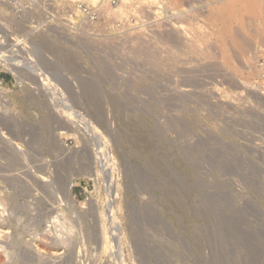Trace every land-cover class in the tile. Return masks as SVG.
<instances>
[{"label":"rangeland","instance_id":"obj_1","mask_svg":"<svg viewBox=\"0 0 264 264\" xmlns=\"http://www.w3.org/2000/svg\"><path fill=\"white\" fill-rule=\"evenodd\" d=\"M118 1L80 0L95 20L77 36L16 33L0 48L28 35L51 84L0 64V264H264V107L209 57L218 20H194L199 56L164 37L192 22L151 0L117 17ZM229 49L243 79L264 65Z\"/></svg>","mask_w":264,"mask_h":264},{"label":"bare ground","instance_id":"obj_2","mask_svg":"<svg viewBox=\"0 0 264 264\" xmlns=\"http://www.w3.org/2000/svg\"><path fill=\"white\" fill-rule=\"evenodd\" d=\"M80 1V0H79ZM127 0H119L118 1V5L115 7V8H111V11L112 14H114L115 16H121V15H124L127 13V8L128 7V3H126ZM144 1V0H142ZM150 1V0H149ZM182 1L184 0H151L150 3H155L156 5H154L153 8H156V6L158 5L159 7H157L158 10L160 11H167L166 13L168 14V12L170 13V15H172V17H176L178 20L179 18L178 17H182L181 19H186L187 21H190L192 22L191 25H189L188 29L186 28H180L177 26V29L175 27H173L172 29L175 28L176 31H173V33H171L170 31V34L168 33V35L164 36V37H167L168 40L166 41L167 38L163 39L162 41V44L164 42V40L166 42L169 43V41L172 39V38H175L176 40H180V42H177L178 44L180 43H183V47L185 46L186 48H188L189 50H191L190 52H194L197 53V55H201L202 52H198L199 48L198 46L200 45V40L202 41L203 39L199 37V34H197L199 31H200V23L198 26V24H195L194 20L198 17H205L207 20H210L213 22V20H218L216 24H218L217 26L218 27H215L216 24H215V28L214 30L211 32V34L209 35H212V38H213V45H215V53H210L208 51V55L209 57L213 54H215L216 56L214 57H217L218 59H220V62L222 63V69L224 68L225 69V72H224V77H222L225 81H227L230 86L234 87V88H238L239 87V91H240V88L242 89V87L244 88L245 91H249L250 89V99H251V103H253V106L254 105H258V106H263L264 107V65L261 66V67H251V65H249V74H247V70L245 71L246 72V75L247 78L250 77V81L249 79L247 80L246 79H243L242 75V71L244 72V69H241L239 66V63H238V66L234 65L232 63V58L231 56V53L230 51H228V46L230 47L231 51H233V53L235 54V56H237L239 59H241L243 62L242 64H244V62L246 63V59L248 57L251 56L252 59H256L253 58V56H261L263 55L264 56V0H188V3L187 1L185 0V2L187 3V9H183V4H186L185 2L182 3ZM146 2V0L144 1V3ZM197 3L198 4H201V6H197L195 5ZM143 4V3H142ZM144 5V4H143ZM142 5V6H143ZM99 6V5H98ZM103 6V5H102ZM141 6V5H140ZM139 6V8H140ZM141 6V11L143 9L144 11V8H142ZM149 6V5H148ZM151 6V5H150ZM149 6V7H150ZM186 6V5H185ZM111 7V6H110ZM138 7V6H136ZM145 7V6H143ZM148 7V8H149ZM97 8V7H96ZM108 8V7H107ZM107 8H105V10H107ZM138 8V10H139ZM146 8V7H145ZM147 8V9H148ZM219 8V9H218ZM101 9V8H100ZM130 9V8H129ZM146 9V13H148L149 11ZM151 9V7H150ZM224 11L226 12V14L223 12L222 14H219L220 17L217 16V11ZM110 10V9H109ZM132 10V9H131ZM153 10V9H152ZM156 10V9H154ZM153 10V11H154ZM157 10V11H158ZM97 11V10H96ZM140 11V10H139ZM141 12V13H145L144 12ZM218 11V12H219ZM235 11V13L237 12L239 14V17H236L234 18V16L232 15V13ZM129 12V11H128ZM155 12V11H154ZM108 13V12H107ZM135 13V12H134ZM165 13V12H164ZM165 13V14H166ZM111 14V13H110ZM128 15V14H126ZM144 15V14H143ZM142 15V16H143ZM147 15V14H146ZM145 15V17H146ZM151 15H153L151 13ZM114 16V17H115ZM150 16V15H148ZM154 16V15H153ZM237 16V14H236ZM144 17V16H143ZM144 17V18H145ZM169 17V18H167ZM166 19H171L170 16H167ZM153 18V17H152ZM156 18V16H155ZM165 18V17H164ZM121 19V18H120ZM143 19V18H142ZM148 19V18H146ZM199 19V18H198ZM157 20V19H156ZM162 20V19H161ZM160 20V21H161ZM174 21V18L172 19ZM200 20V19H199ZM164 21V20H163ZM169 21V20H168ZM158 23H160L158 20H157ZM156 22V23H157ZM250 22L252 24H256L257 25V28H256V31H253L255 32V36H254V39H253V35L250 34V30L247 29V25L249 24L250 26ZM176 23H180L179 22H176ZM215 23V22H213ZM153 24V23H152ZM167 24V23H166ZM174 24V23H173ZM206 23H204L205 25ZM208 24V23H207ZM206 24V25H207ZM170 25V24H169ZM165 26V25H164ZM173 25L171 24V26H169L170 28L172 27ZM183 26V25H182ZM255 27V26H254ZM208 28V27H207ZM250 28V27H249ZM158 29V28H156ZM155 29V30H156ZM183 29V30H182ZM203 29V28H201ZM210 29V28H209ZM208 29V30H209ZM252 29V28H251ZM161 30V29H160ZM167 30V29H166ZM170 30V29H169ZM168 30V31H169ZM86 32V31H85ZM157 32V31H156ZM166 32V31H163V33ZM200 32L203 33V31L201 30ZM199 32V33H200ZM142 33V32H141ZM209 33V32H208ZM144 34V33H143ZM157 34V33H156ZM166 34V33H165ZM141 35V34H140ZM155 35V34H154ZM204 35V33H203ZM252 35V38H250V36ZM143 36V35H142ZM205 36V35H204ZM151 37V36H150ZM203 37V36H201ZM206 37V36H205ZM208 37V36H207ZM137 38V37H136ZM160 38V37H159ZM158 38V39H159ZM163 37H161L162 39ZM210 38V37H208ZM138 39V38H137ZM140 39V38H139ZM143 39V38H141ZM149 39V38H148ZM153 39V37H152ZM155 39V38H154ZM160 39V40H161ZM211 39V38H210ZM144 40V39H143ZM156 40H157V37H156ZM160 40L158 41L157 40V43L159 42L160 43ZM227 40V47L226 45H224L223 41L226 42ZM140 41V40H138ZM150 41V40H149ZM144 42V41H143ZM153 42V41H151ZM171 42V41H170ZM172 42H174V44L176 43L174 40H172ZM203 42V41H202ZM142 43V42H141ZM150 43V42H149ZM156 43V42H154ZM167 43V44H168ZM204 43V42H203ZM148 44V43H147ZM161 44V43H160ZM173 44V45H174ZM177 46H182V45H178ZM149 45V44H148ZM156 45V44H155ZM165 45V43H164ZM171 45V44H170ZM202 45V44H201ZM152 46V45H151ZM154 46V45H153ZM162 47V45H159V47ZM176 46V47H177ZM164 47V46H163ZM181 47V48H183ZM144 48V47H143ZM198 48V50H196ZM185 49V48H184ZM187 49V50H188ZM201 49V48H200ZM229 49V50H230ZM144 50V49H143ZM179 50V48L177 49ZM214 50V49H213ZM197 51V52H196ZM202 51V50H201ZM204 51V50H203ZM149 52V51H148ZM182 52V51H181ZM177 53V52H176ZM174 53L175 55L178 56V54L180 55L181 53ZM184 53V51L182 52ZM186 53V52H185ZM193 53V54H195ZM204 53V52H203ZM207 53V52H206ZM150 54V53H149ZM152 54V53H151ZM173 54V55H174ZM205 55V54H204ZM207 55V54H206ZM175 56V57H177ZM203 56V55H201ZM4 57V56H3ZM153 57V56H152ZM208 57V56H206ZM174 58V56H173ZM179 58V57H178ZM200 58V57H199ZM205 58V57H204ZM233 58H234V55H233ZM237 58V59H238ZM151 59V58H150ZM203 59V57H202ZM206 59V58H205ZM212 59V58H211ZM216 59V58H215ZM238 59V60H239ZM237 60V61H238ZM249 60V59H248ZM6 61V60H5ZM175 61V60H174ZM264 61V60H263ZM4 62V61H2ZM9 62V61H8ZM248 62V61H247ZM249 62H252L249 60ZM154 63V62H153ZM253 63V62H252ZM255 63V62H254ZM5 64V63H4ZM7 64V62H6ZM236 64V62H235ZM241 64V63H240ZM248 64V63H247ZM251 64V63H250ZM257 64V63H256ZM178 65V64H177ZM6 66H9L10 67V71H16V66L17 64H8ZM243 66V65H242ZM259 66V65H258ZM219 67V68H220ZM248 68V67H247ZM9 69V68H8ZM41 69L40 68H37V67H34V68H29L28 72H29V75H33V77L39 81L37 84L38 86L42 85V86H48L47 89L50 88L51 84L48 82V78L46 76H44V72L41 73L39 72ZM221 71V70H220ZM14 73V72H13ZM16 74V73H15ZM14 74V75H15ZM245 75V76H246ZM221 78V79H222ZM50 80V79H49ZM223 80V81H224ZM226 83V82H225ZM50 84V86H49ZM225 85V84H224ZM185 86V84H184ZM212 86V85H211ZM223 86V85H222ZM228 86V84H227ZM193 87V86H192ZM230 88L231 90L234 89V88ZM41 88V87H40ZM45 88V87H44ZM44 88H42L44 90ZM216 88V87H215ZM46 89V90H47ZM53 85H52V88H51V95H53ZM180 89V88H178ZM45 90V91H46ZM228 90V89H227ZM230 90V91H231ZM50 91V90H48ZM47 91V92H48ZM222 91V90H221ZM209 92V90H208ZM216 92V91H215ZM225 92V91H224ZM223 92V93H224ZM232 92V91H231ZM237 92V91H236ZM182 93V92H181ZM180 93V94H181ZM191 93V92H190ZM227 93V92H226ZM230 93V92H229ZM241 93V92H240ZM244 93V92H243ZM188 94V93H187ZM225 94V93H224ZM223 94V95H224ZM227 95V94H226ZM229 95V94H228ZM231 95V93H230ZM232 95H235V93ZM231 95V96H232ZM179 96V94H178ZM182 96V95H181ZM238 96V95H237ZM236 96V97H237ZM189 97V96H188ZM233 97V96H232ZM231 97V98H232ZM235 97V98H236ZM239 97V96H238ZM186 98V97H184ZM218 98V97H217ZM226 98V97H225ZM227 99V98H226ZM240 99H242V97H240ZM222 100V99H221ZM233 100V98H232ZM237 99H234L233 101H236ZM239 100V99H238ZM228 101V99L226 100ZM225 101V102H226ZM207 102V101H206ZM210 102V101H208ZM239 102V101H238ZM229 103V102H228ZM250 103V107H251V104ZM235 104V103H234ZM214 105V104H212ZM226 106V105H225ZM231 106V105H230ZM211 107V106H210ZM243 108V107H242ZM241 108V109H242ZM258 108V107H257ZM247 109V108H246ZM262 109V108H261ZM238 110V109H237ZM255 111V110H254ZM69 115H67L68 117ZM255 116V115H254ZM257 118V117H256ZM74 124V123H72ZM77 125V124H76ZM65 147V146H63ZM259 150V149H258ZM252 151V150H251ZM255 151V150H254ZM257 155V154H256ZM253 156V155H252ZM262 157V156H261ZM263 159V158H262ZM256 164V163H255ZM253 166V165H252ZM59 178V177H58ZM41 180V179H40ZM45 180V179H44ZM58 180V179H57ZM62 181V180H61ZM63 182V181H62ZM60 183V182H59ZM66 183V182H65ZM68 183V182H67ZM71 188H72V185H68L66 187V194H67V198L70 197L71 195ZM69 199V198H68ZM109 199V198H108ZM2 200H0V210L4 209L2 206ZM110 205V204H109ZM112 209V208H110ZM3 211V210H2ZM112 215V214H111ZM109 216V215H108ZM113 217V216H111ZM114 221V220H112ZM111 221V222H112ZM114 225V222H112V228L115 226ZM102 231H103V245L105 246L107 244V235L106 233L104 232L105 230V224H103L102 226ZM5 232L3 230V228L0 226V238L2 235H4ZM7 234V233H6ZM58 241V240H57ZM61 242V241H60ZM62 243V242H61ZM60 244V243H59ZM1 248V246H0ZM2 252H5V251H2ZM8 253V252H7Z\"/></svg>","mask_w":264,"mask_h":264},{"label":"built area","instance_id":"obj_3","mask_svg":"<svg viewBox=\"0 0 264 264\" xmlns=\"http://www.w3.org/2000/svg\"><path fill=\"white\" fill-rule=\"evenodd\" d=\"M94 20L95 11L79 0H0V48L10 34L56 29L77 36L82 26L90 25ZM9 41L12 50L9 56L0 53V64L10 69L2 62L4 56L10 60L7 64L17 63L16 71L11 70L17 76L21 71L28 78L33 77L27 72L30 67H37L29 36L12 35ZM0 242L4 243L3 240Z\"/></svg>","mask_w":264,"mask_h":264}]
</instances>
